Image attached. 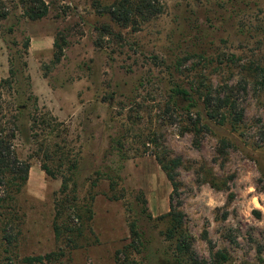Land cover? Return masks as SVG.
Masks as SVG:
<instances>
[{"label":"rangeland","instance_id":"1","mask_svg":"<svg viewBox=\"0 0 264 264\" xmlns=\"http://www.w3.org/2000/svg\"><path fill=\"white\" fill-rule=\"evenodd\" d=\"M44 1L30 20L26 0H0V82L29 36L32 89L57 118L52 135L35 139L26 114L16 130L31 169L20 191L0 186V264L60 250L70 264H264V0H156L137 27L101 13L116 0ZM211 83L243 112L237 126L174 91ZM157 156L182 160L175 193ZM172 204L187 252L161 219Z\"/></svg>","mask_w":264,"mask_h":264},{"label":"trees","instance_id":"2","mask_svg":"<svg viewBox=\"0 0 264 264\" xmlns=\"http://www.w3.org/2000/svg\"><path fill=\"white\" fill-rule=\"evenodd\" d=\"M25 3V16L30 20L44 18L50 12V5L44 0H26ZM100 10L101 13L108 14L112 21L121 26L137 27L139 21L144 22L158 15L162 11V7L156 0H116L111 5L105 6ZM102 29L106 33H110L109 25H104ZM15 30V26H11L9 28V33L12 34ZM30 45L31 38L29 36H25L20 43L14 40L13 48H20H17L16 52L13 54V48L11 47L10 75L0 82V186L18 179L20 180V184H18L19 191L21 190V186L25 185L29 179L31 164L28 161L20 159L15 150L14 139L16 137V130L20 129V124L25 120V114L28 115L29 121L32 123L31 130L35 139L40 136L38 131L39 128H42V131L46 134L52 135L55 131L52 124L57 121V118L51 112L45 111V108H41L39 97L32 89V77L29 73V63L27 60ZM55 45H57V43H55ZM61 56L62 52L57 53L56 59L60 60ZM4 91H7L9 96L8 99L5 97ZM174 91L177 96L192 100L194 107L197 105L198 99H203V106L209 118L213 120L217 119L216 121H219L221 124L231 121L233 126H237L243 121V112L238 111V108L229 102L228 97L214 98L212 96L215 92L212 83L206 87L205 85H198L190 89L177 86ZM197 93L200 94V98L196 100L195 94ZM198 115L200 119L201 113L198 112ZM230 117L233 119L230 120ZM208 128V123H204L197 132L195 131V134L207 130ZM157 158L159 159L162 169L166 172L168 179L171 181L174 189L173 192L175 193L179 189L176 168L181 165L182 160L180 158L164 160L160 156H157ZM77 164L78 162L76 160L72 164V169H76ZM43 170L48 175H52L46 164L43 165ZM4 200L0 198V202ZM182 216L183 214L178 212L176 207L172 204L171 211L163 215L161 219L169 218V226L167 228L168 237L173 239L178 235V249L182 252H187L191 250V245L183 238L187 236L189 239V236L183 231L181 232L183 229ZM150 217L152 216L150 215ZM81 227L82 224H79L76 229L80 230ZM72 230L73 229L70 228V231ZM56 231L59 233L58 224H56ZM131 233L133 236L138 235L135 223L131 224ZM10 244H12V241H10ZM120 253H122V251ZM217 255L219 263H223L228 259L227 254L223 252H218ZM56 261H61L62 264H70L71 259L63 250L24 259V263L26 264H47ZM192 264H200V262L195 261Z\"/></svg>","mask_w":264,"mask_h":264},{"label":"crops","instance_id":"3","mask_svg":"<svg viewBox=\"0 0 264 264\" xmlns=\"http://www.w3.org/2000/svg\"><path fill=\"white\" fill-rule=\"evenodd\" d=\"M39 176L41 177V174L39 173Z\"/></svg>","mask_w":264,"mask_h":264}]
</instances>
